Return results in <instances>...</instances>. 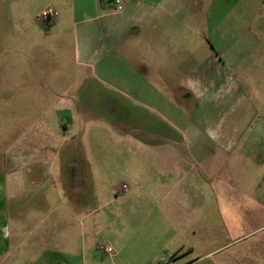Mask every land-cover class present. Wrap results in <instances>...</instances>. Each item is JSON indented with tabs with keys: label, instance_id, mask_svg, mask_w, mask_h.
Returning <instances> with one entry per match:
<instances>
[{
	"label": "rangeland",
	"instance_id": "rangeland-1",
	"mask_svg": "<svg viewBox=\"0 0 264 264\" xmlns=\"http://www.w3.org/2000/svg\"><path fill=\"white\" fill-rule=\"evenodd\" d=\"M232 1L224 0L223 12L230 10ZM59 3L0 0L1 178L7 191L11 186L25 190L14 199L18 203L47 201L56 207L54 213L63 204L97 210L96 231L90 232L97 245V264H128L125 258L104 256L100 249L109 245L120 252L118 243H111L116 234L120 238L119 231L106 226L112 192L124 187L153 188L154 160L159 154L166 156L170 147H153L152 143L157 136L168 135L155 129L152 118L137 115L140 108L135 100L125 102L127 109L132 107L131 114L114 107L96 81L86 79L75 65L70 42L61 43L56 29L46 33L35 21L43 10L55 9ZM242 58L247 62V53ZM236 64L229 62L226 67L238 74L230 87L226 85L230 90L222 106L210 108L203 118L209 128L219 129L235 144L226 147L223 155L214 146L206 149L210 162L203 184L196 183L198 170L190 173L191 181H184L188 189L205 190L201 210L192 211L189 219L188 213L177 212V227L187 221L189 229L176 230L167 251L162 243H153L152 235L144 237L146 244H153L154 254L172 255L156 263L182 264L195 255H216L212 260L220 261L230 255L234 257L230 264H264V49L258 54L255 83L245 77L246 67L238 71ZM41 118L48 128L38 129L36 138L47 139L48 148L25 142L28 128ZM192 131L187 133L188 139L204 140L200 130ZM177 135L174 140L182 139L179 132ZM183 147L181 144L176 150L184 156ZM173 180L183 181L179 177ZM13 198L11 195L10 201ZM65 214L72 222L73 213ZM74 214L83 222L82 213ZM144 222L147 225V217ZM35 225L43 223L36 224L34 219ZM212 260L199 264H213Z\"/></svg>",
	"mask_w": 264,
	"mask_h": 264
},
{
	"label": "crops",
	"instance_id": "crops-1",
	"mask_svg": "<svg viewBox=\"0 0 264 264\" xmlns=\"http://www.w3.org/2000/svg\"><path fill=\"white\" fill-rule=\"evenodd\" d=\"M59 1L54 23L35 21L46 33L56 29L61 43L70 42L75 65L86 79L96 81L114 107L131 114L133 109L125 102L135 100L137 115L152 118L155 129L168 135L157 136L152 143L170 147L166 156L159 154L154 160L153 188L123 186L112 192L106 226L119 231L120 238L116 234L111 243H118L120 252L111 257L102 252L109 258H125L128 264H159L172 255L154 254L153 244H146L144 237L152 235L153 243H162L167 251L176 230L189 229L187 221L177 227V212L188 213L189 219L192 211L201 210L205 190L188 189L184 181H191L190 173L198 170L196 183L203 184L210 162L206 149L214 146L223 155L235 144L203 118L210 108L222 106L230 90L226 85L234 83L238 73L226 70L229 62L237 63L238 71L246 67L245 77L256 82L258 54L264 49V0H233L227 12L224 0H121L119 11L113 0ZM245 53L249 65L242 58ZM47 128L41 118L28 128L25 142L48 148L47 139L36 138L38 129ZM194 128L204 140L187 138ZM177 132L182 139L174 140ZM181 144L184 156L176 150ZM176 177L182 183L174 182ZM5 185L0 174V264H97V245L90 237L96 231L97 210L63 204L54 213L56 207L47 201L24 205L14 199L25 190L11 186L7 191ZM65 213H73L72 222ZM74 213H82L83 222ZM34 219L43 225L34 226ZM214 256L195 255L182 264H199ZM233 259L228 255L212 262L230 264Z\"/></svg>",
	"mask_w": 264,
	"mask_h": 264
},
{
	"label": "built area",
	"instance_id": "built-area-1",
	"mask_svg": "<svg viewBox=\"0 0 264 264\" xmlns=\"http://www.w3.org/2000/svg\"><path fill=\"white\" fill-rule=\"evenodd\" d=\"M113 4L115 7V10L119 11L122 7V1L121 0H113ZM58 17V11L53 8H47L43 10L39 15L36 17V21L39 23H42L46 26L51 25L56 21ZM100 249L108 256H113L116 254L115 249L112 246L106 245V246H100Z\"/></svg>",
	"mask_w": 264,
	"mask_h": 264
}]
</instances>
